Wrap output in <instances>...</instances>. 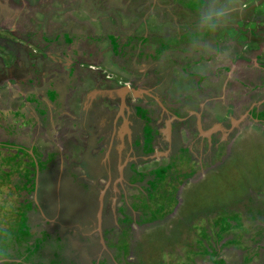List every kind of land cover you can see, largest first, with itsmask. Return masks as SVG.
Instances as JSON below:
<instances>
[{"label": "rangeland", "instance_id": "obj_1", "mask_svg": "<svg viewBox=\"0 0 264 264\" xmlns=\"http://www.w3.org/2000/svg\"><path fill=\"white\" fill-rule=\"evenodd\" d=\"M206 2L0 0V65L8 54L25 66L30 62L25 53L37 67L51 70L46 77L44 69L42 75L33 67L24 71L29 87L38 85L37 94L29 87L17 89L11 78L2 80L4 86L0 82V236L5 230L11 234V264H80L77 247L88 236L107 248L97 244L89 250L93 258L86 257V264L106 257L109 264H264V0H240L225 27L193 44L199 7ZM146 86L165 96L169 107L162 113L156 102L144 100L145 91L140 96ZM118 87L126 92H115ZM132 93L139 94L138 104L130 97L121 102L132 114L137 111L135 118L145 113L158 127L161 115L168 130L154 131L157 142L148 126L126 132L121 152L134 153L127 142L131 137L146 154L136 168L144 174L143 200L139 192L137 197L130 192L128 199L139 210L136 220L116 213L118 224L96 232L90 220L99 224L109 212L99 209L94 191V196L87 193L66 171L61 188L46 183L35 190L47 217L57 215L52 223L45 220L31 209L34 169L26 188L28 177H13L16 165L28 169L32 145L37 153L42 149L41 165V157L53 152L62 169L71 162L81 165L89 157L92 127L113 111L111 104L118 106L120 97ZM26 106L35 111L29 118L21 111ZM40 111L50 122H42ZM17 115L30 123L15 131L19 142L26 140L21 149L10 141L17 138L12 132ZM70 124L80 129L72 131ZM172 125L180 131L173 133ZM103 129L101 134L112 136L119 130L110 123ZM81 135L90 137L82 153L72 149ZM176 150L180 154L168 157ZM116 152L111 149L110 156ZM119 159L117 167L125 174L127 157ZM147 193L150 198H144Z\"/></svg>", "mask_w": 264, "mask_h": 264}, {"label": "crops", "instance_id": "obj_2", "mask_svg": "<svg viewBox=\"0 0 264 264\" xmlns=\"http://www.w3.org/2000/svg\"><path fill=\"white\" fill-rule=\"evenodd\" d=\"M18 50H21L23 52V47L21 46ZM19 64L20 65H23V62H21L20 60L18 62H16V63L13 62V67L14 68H12V70H18L17 66H20ZM10 67H12V65ZM10 67L7 68V69H10ZM3 69L6 70L5 68H3ZM36 69H38V68H36ZM38 71H39V69H38ZM6 72H7L6 74H3L2 73L0 75V82L2 80H4L5 78L6 79L11 78V80L16 81L17 84H16L15 87H17V89H19L20 86H22V84H23V83L22 84H19L18 81H17L18 79L20 80V82L22 81L21 80L22 77H20V73L17 74V72H15V76H14V79H13V77L8 73V71H6ZM38 74H40V73H38ZM36 83H39V82H36ZM1 85L4 86L3 85V81H2V84ZM2 86H0V87H2ZM37 86H35L33 88L35 91H38L37 90ZM145 88H146V90L145 89L144 90L141 89V93H140V96H141L142 95V92L145 91V94H144V100L145 101H148L149 104L156 102L157 103V107L159 106V111H160L161 108H163L165 106H168V104L166 105V103H165V101H166L164 99L165 96L164 95L161 96L162 93L160 94L157 91L155 92L154 88L152 90V89L149 88V86H146ZM86 91H87V95H88V93H89L88 89ZM114 91L115 92H117V91L122 92L121 89H120V87L114 88ZM16 92L18 94L19 93V90H16ZM125 92L126 91H123L122 93H125ZM17 94H16V96H17ZM36 94H37V92H36ZM138 95L139 94L132 93V94L128 95L127 97L126 96L121 97V99L123 98V100L124 99L127 100V98L130 97L131 98V101L132 100L135 101V100L138 99ZM12 98L13 97H11V99ZM1 99L2 98L0 97V100ZM123 100L121 102V105H120V103H119L118 106L111 104L110 106L112 107V110L113 111L110 114H107V118H103L100 123L95 124L92 127L93 128V130H92L93 132H92V135H91V139H93V143H92V146L87 149L88 152L90 151L89 152V157H86L87 160L85 161V159H84V161H83V163L81 165L75 164V162H71L70 163L71 165H68V168L65 167L64 169H62L61 166H60V164H58L59 163L58 160H60V156L55 155L54 152H53V155H51L52 157H49V156H43V157H41L42 159L45 160V162L41 165V163L39 161V158L42 155V149H41V152L39 151L37 153V150L35 149L34 145L31 146V150L32 151L29 150V153L32 156V160H29V167H28V169L27 168L25 169V166L22 165L23 163L16 165V168L18 170L17 171H13V172H16L13 175V177H14V179L16 181H19L21 177H22V181H25L26 177L34 174L35 184L34 183L32 184V187L34 188V191L32 192L33 193V197H32V201H31V203L33 204L34 207L31 208V209H35L39 213L42 212V215H43V217H44L45 220H50V221L51 220H55V217L57 215L55 214V215H52L51 217L49 216L50 218L47 217V215H46V213L44 211V209H45L44 201L40 202L39 196L37 195V192L35 191V190L39 189L40 186L46 185V183H48L49 186H50V188H52V186H54L56 188H59L60 187V184H61L62 177L65 176V174H66L65 171H66V172L70 173L71 180H72L73 183H76L77 185H81L82 187L85 188V191L87 190L86 191L87 193L90 192L91 195H93V196H94V192H95L96 197H98L99 196V194H98V191L99 190L97 191V188H94L96 186H94L91 183L92 178L90 177V175H92L93 173H95V171L97 169V168L95 169V167H99L100 166V168H101L105 163H107V165L103 166V168L104 167H107V166L110 167V163L109 162L114 160V158L110 156L111 149H113L114 152H116L115 149H117L116 157L118 158V161L120 160L119 159V156H121V153H122L121 150L126 149V145H125L126 144L125 143V140H126V132H128L131 129V126L134 127V128L136 126H138V128L140 130H141V128H143L142 125H144V127L148 126V127H150V129H152V128L154 129L156 127V129H154V131L157 130V129H158L157 131H160V129H161V132H163V129H164V131H168V130H165V127L162 126V124H161L162 123V120H163L162 118H160L161 115H159L160 116L159 118L161 120L158 118V121L160 122V126L158 125V127L155 126V123H154L155 120L153 121V118H151V121H153V123H154V126H153L152 123H148L147 120H145V116H144L145 113L143 115H140L138 118H135V117H137V116H135V113L137 111L134 114H132L131 109H130V106H128L126 104V102L123 101ZM25 109H26L25 111H23V110H21V111L26 116H28V118H29V113L32 112V113L35 114V111H34V109L32 107L26 106ZM160 112L162 113V111H160ZM50 113H53L51 117H54L55 115H57L56 111H54V108L50 111ZM44 114H46V111H45V113H41V111L39 112V115L41 116L40 119L45 124L46 121L50 122V116L46 115V118H44L45 117ZM166 118H167V120H166L167 122L168 121L171 122L170 116L168 117V115H167ZM67 119L69 120V118H67ZM15 120H17V121H19V122L22 123V121H21V119L19 118L18 115L16 116V119ZM54 120H55V123H56V120L58 121V117H54ZM111 120H113V124H111ZM158 121H157V123H158ZM178 121H182V118H179ZM19 122L16 123L17 124L16 127H14V130H12V132L17 136V138L15 140H12L11 139L10 141L13 144V147H15L14 141L17 142L16 144L19 143L18 145H19V148H20V146H21L20 145V142H23L25 145H27V144H26V140L25 139L24 140L20 139V142H19V137L20 136L15 132L16 129H17V126H19V128L21 130H25V128L27 126H29L30 123L29 124H27V123H25V124H23V123L22 124H19ZM55 123H54V125H55ZM109 123H110V126L113 127L115 130H117L116 128H119L118 132L116 134H114V136L110 135L109 134L110 133L109 131L105 135L101 134V131L104 130L103 128L105 126H107V124H109ZM56 124L58 125V123H56ZM59 124H60V121H59ZM49 125H52V127L54 128V125L52 123H50ZM77 128H78L77 125L70 124V128L69 129H71L72 131H74ZM176 128H177V126H176ZM54 129H56V127ZM78 129H80V128H78ZM136 129H137V127H136ZM4 130H7V132H8V130H10V129L8 127V129H4ZM17 132H20L19 129L17 130ZM26 132H27V130L25 132H23V133H26ZM35 133L36 132H33L32 134H35ZM40 137H42V135ZM78 137H79L78 138V141L80 140V142H78V145H76V147H74L72 149H73V151H79V152L82 153L83 152V149H85V146L87 145V140L90 137L87 136L86 138H83L82 135L81 136H78ZM127 140H128L127 141L128 142V145L132 149H134V153H130L129 150H126V151L124 150L125 154L123 155V157H125V158L127 157V159H125L126 164L130 163L129 160H130V158H132V156H133V158L136 155H142L144 157L146 156V154H143L142 153L143 149L141 147H139L137 145V143L131 137H127ZM133 141L135 142V144H134V147L135 148H133L132 145H131L133 143ZM18 145H16V146H18ZM22 148H24V147H22ZM150 149H152V148H150ZM147 150L150 151L149 149H147ZM150 156H152V154ZM160 158H161L160 154L157 157H155V159H160ZM96 163H98L100 165L99 166H95ZM90 167H94V169L91 171V170H89ZM31 169H34L33 172H32L33 174L30 173L31 172ZM40 170L42 172L41 174H39V171ZM104 170H105V168H104ZM49 171H51L52 173L51 172L49 173ZM4 172L7 173V171H4ZM45 173H47V175H46L45 179H43V174H45ZM7 176L9 177V175H7ZM27 179L29 180V183H27L26 188H31V183L30 182H33V176L32 177H28ZM91 185H92V187H91ZM121 186H122V183H121ZM118 187L119 186L116 185L114 190H113V188L111 189V192H113V191L116 192V189ZM125 189H126V191L128 190L127 191L128 192V195L130 194V192H131V194H132V192H135L136 195L135 194L134 195L136 197L138 196L137 195V191H135L133 188H131V187H125ZM105 193L106 192H104V194ZM132 198L133 197H130L131 200H133ZM144 198H150L149 197V193L146 196L144 195ZM152 199H154V198H152ZM139 200H143L142 196H139ZM65 202L68 203V204L70 203L68 200H66ZM119 204L121 206L122 202L120 201ZM133 204H134L133 202L129 201V206L128 207H130L131 209H133V207H131V205H133ZM58 207L60 208L59 204H58Z\"/></svg>", "mask_w": 264, "mask_h": 264}, {"label": "flooded vegetation", "instance_id": "obj_3", "mask_svg": "<svg viewBox=\"0 0 264 264\" xmlns=\"http://www.w3.org/2000/svg\"><path fill=\"white\" fill-rule=\"evenodd\" d=\"M6 56H7V59H9L11 62L6 63V62H8L7 59L4 58L3 56L1 57V62L3 64L0 66V75L2 73L6 74L7 73L6 71H8V73L14 78L15 72H17V74L20 73V77H22L21 84L23 83L22 87L25 89V91H26V88L29 87L27 80H30V77L27 76V74H25V72H24L27 68H28V71L30 69H32V67L34 69L38 68L39 69L38 73H40V75H42V73H41L42 70L41 69H44L45 70V72H44V76L45 77L50 75V73H51V70H47V67L46 68L45 67L44 68L37 67L33 63V60H31L32 58L30 59L31 54L30 55L28 54V56H27L25 53H24L25 58L27 57V59H29L30 62H28V64L25 65V66L19 64L20 66H17L18 70H12V68L10 66L11 65L13 66L14 56L12 55V57H8V54ZM27 59H26V61H27ZM9 67H10V69H7ZM3 68H5L6 70H4ZM107 81H109V80H107ZM28 90L31 91L33 94H36V91L33 89V87H31ZM117 92L119 93V91H117ZM131 102H136V104H138L137 100H135V101L132 100ZM118 103H121V97L119 98V102ZM130 109H131V107H130ZM134 112H135V110L133 111V113ZM178 125H180V124H178ZM176 126L177 125H175V126L172 125L171 129L173 130V133H175L176 131H178V132L180 131L178 129V127L176 128ZM153 132H154V129H153ZM154 133H156V132H154ZM154 138H155V140H154L155 142H157L159 140V138L157 137V133H156V136ZM144 147L146 148L145 143H144ZM178 153L180 154V152H178V151L175 152L174 151L173 153H169L168 157L169 156L170 157L171 156H177ZM124 154H125V152L121 153V156H123ZM140 160H141V156L140 155H136V156H134V158L132 156V158H130V160H129V162H130V163H128L129 165L127 166V164H126V173L123 174L122 173V169L120 170L117 167L118 158L115 157L113 161H110L112 164L110 165V167L107 166V170H105V172H104V168L102 166L101 168L97 167L95 173L92 174V176L93 175L94 176L92 178L91 183L94 186H96L94 188H97V191L104 188V192H106L105 194L103 193L104 199H103V206L102 207L105 208V211H106V208H107V211L109 212V216L108 217L105 216V217H103L100 220L99 225H100L101 230H106V229L113 228L111 226H112V224H115V222H116V224H118L119 222L117 221V214H124L126 212L127 214H130L133 217L134 220H136L137 213H138L139 210L138 209H131L130 207H128L129 206V200H128L129 199V195H128V192H127L128 190L126 191L125 187H131L135 191H137V193L139 192V194L141 195V190H142V187H143V184H144L143 183L144 180H143L142 177L144 176V174L138 175V170H136V168L138 166L137 163ZM167 163H168V161H167ZM99 168L102 169L103 171H101L99 174H96V172L100 170ZM170 170L169 171L168 170L165 171L167 173V177L169 175ZM121 183H122V186H121ZM116 185L119 186L116 189V192L115 191L111 192V189L113 188V190H114ZM148 189L149 188H147L145 191L148 192ZM147 194H143V195L146 196ZM104 200H107V201L104 203ZM120 201H122L124 209L121 208V206L119 204ZM117 204H118V206H116L117 207V211H115V205H117ZM121 210H123V211L121 212ZM129 210H131V211L129 212ZM40 214H42V212H40ZM84 222L86 223L87 221H84ZM51 223H52V221H51ZM89 223H91V226L94 227L95 228L94 230L97 232L98 222H96V219L94 218V219L90 220ZM108 226L110 228H108ZM92 238L93 237L88 236V239L86 241L84 240V242H86L85 245L83 244L84 246H81L82 243H80L79 244L80 246L77 247L78 251L76 252V255L78 253L79 257H77L76 259H77V261L80 264H86V263L83 262L86 259V257H87L88 261H91V259L93 257L92 256H88V252H89V250L91 252V250L93 248H94V250H96L95 248H96L97 244H100L101 247L103 246V249L107 248L106 244L103 245L102 243L99 242V240H97V238H93V239ZM77 243H79V242H77ZM90 257H92V258H90ZM106 262H107V264H109V261H108L107 257L104 258L102 261L100 260V263L98 262V259L96 260V264H103V263H106ZM114 264H116V262Z\"/></svg>", "mask_w": 264, "mask_h": 264}, {"label": "clouds", "instance_id": "obj_4", "mask_svg": "<svg viewBox=\"0 0 264 264\" xmlns=\"http://www.w3.org/2000/svg\"><path fill=\"white\" fill-rule=\"evenodd\" d=\"M239 5L240 0H207L206 3H202L199 7L196 19L197 35L193 37V44L201 41L206 34L215 33L225 27L233 18L234 14L239 11ZM198 50H200V48H193V51ZM11 68L14 67L12 66ZM111 164L110 162V165ZM103 198L104 195L102 197L101 207L103 206ZM97 228H100L99 224ZM98 230L100 231L101 228ZM10 241L11 234L8 230H5L3 235L0 236V264H11V253L9 251Z\"/></svg>", "mask_w": 264, "mask_h": 264}, {"label": "water", "instance_id": "obj_5", "mask_svg": "<svg viewBox=\"0 0 264 264\" xmlns=\"http://www.w3.org/2000/svg\"><path fill=\"white\" fill-rule=\"evenodd\" d=\"M103 193H104V188L100 190L98 199H99V209H101V205H102V197H103ZM100 212V211H99ZM98 212V213H99ZM98 215V214H97ZM99 229V228H98Z\"/></svg>", "mask_w": 264, "mask_h": 264}, {"label": "bare ground", "instance_id": "obj_6", "mask_svg": "<svg viewBox=\"0 0 264 264\" xmlns=\"http://www.w3.org/2000/svg\"><path fill=\"white\" fill-rule=\"evenodd\" d=\"M178 1V0H177ZM176 15V14H175ZM164 205V204H163ZM21 234V233H20Z\"/></svg>", "mask_w": 264, "mask_h": 264}]
</instances>
